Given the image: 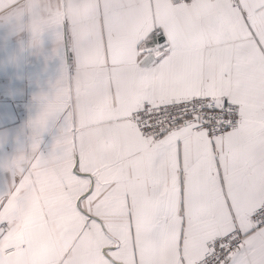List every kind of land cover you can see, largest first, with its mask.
Here are the masks:
<instances>
[{"label":"snow or ice","instance_id":"1","mask_svg":"<svg viewBox=\"0 0 264 264\" xmlns=\"http://www.w3.org/2000/svg\"><path fill=\"white\" fill-rule=\"evenodd\" d=\"M73 63L44 98L100 264H264V0H57Z\"/></svg>","mask_w":264,"mask_h":264},{"label":"crops","instance_id":"2","mask_svg":"<svg viewBox=\"0 0 264 264\" xmlns=\"http://www.w3.org/2000/svg\"><path fill=\"white\" fill-rule=\"evenodd\" d=\"M56 2L40 0L41 9ZM32 20L30 0H0V264H100L101 238L64 193L61 121L49 118L43 130L38 123L44 98H54L73 63L67 28L34 37ZM17 153L20 161L6 167Z\"/></svg>","mask_w":264,"mask_h":264},{"label":"clouds","instance_id":"3","mask_svg":"<svg viewBox=\"0 0 264 264\" xmlns=\"http://www.w3.org/2000/svg\"><path fill=\"white\" fill-rule=\"evenodd\" d=\"M22 153H17L15 156L11 157L8 161H7V165L6 167H14L15 163H18L21 159Z\"/></svg>","mask_w":264,"mask_h":264},{"label":"built area","instance_id":"4","mask_svg":"<svg viewBox=\"0 0 264 264\" xmlns=\"http://www.w3.org/2000/svg\"><path fill=\"white\" fill-rule=\"evenodd\" d=\"M1 226H5V223H2ZM14 250H15V247H11V248L4 250V253L10 254V253L14 252Z\"/></svg>","mask_w":264,"mask_h":264},{"label":"rangeland","instance_id":"5","mask_svg":"<svg viewBox=\"0 0 264 264\" xmlns=\"http://www.w3.org/2000/svg\"><path fill=\"white\" fill-rule=\"evenodd\" d=\"M11 248V247H10ZM15 250H16V248H15ZM15 250H14V252H15ZM13 253V252H12Z\"/></svg>","mask_w":264,"mask_h":264}]
</instances>
